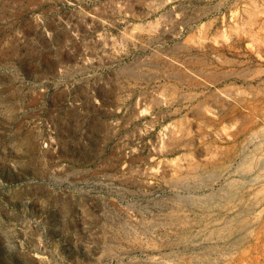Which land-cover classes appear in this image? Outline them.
<instances>
[{"label":"rangeland","instance_id":"rangeland-1","mask_svg":"<svg viewBox=\"0 0 264 264\" xmlns=\"http://www.w3.org/2000/svg\"><path fill=\"white\" fill-rule=\"evenodd\" d=\"M0 264H264V0H0Z\"/></svg>","mask_w":264,"mask_h":264}]
</instances>
